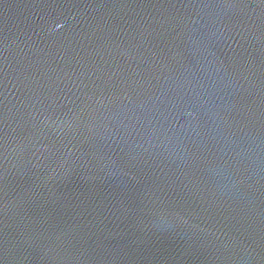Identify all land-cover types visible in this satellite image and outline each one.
Instances as JSON below:
<instances>
[{
  "label": "water",
  "instance_id": "water-1",
  "mask_svg": "<svg viewBox=\"0 0 264 264\" xmlns=\"http://www.w3.org/2000/svg\"><path fill=\"white\" fill-rule=\"evenodd\" d=\"M0 264H264V0H0Z\"/></svg>",
  "mask_w": 264,
  "mask_h": 264
}]
</instances>
